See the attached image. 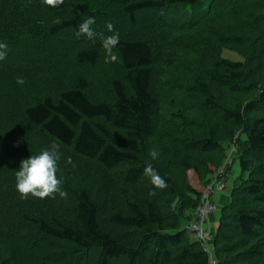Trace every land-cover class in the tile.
I'll return each instance as SVG.
<instances>
[{
  "label": "trees",
  "instance_id": "trees-1",
  "mask_svg": "<svg viewBox=\"0 0 264 264\" xmlns=\"http://www.w3.org/2000/svg\"><path fill=\"white\" fill-rule=\"evenodd\" d=\"M236 2L252 10L246 15ZM223 6L230 11L221 13ZM171 8L180 13L181 25L175 24L174 31L185 32L182 37L193 44L188 52L194 59L176 60L192 66L168 59L170 49L157 45L148 25L141 35L115 30L119 59L103 72L106 98L95 100L100 86L94 96L89 92L95 82L101 84L99 77L76 69L92 68L105 53L100 28H106L111 10L118 9L135 27L139 13ZM252 12L259 15L253 17ZM91 16L97 37L80 36L84 45L75 47L72 41L60 52L64 57L53 56L51 42L67 31L76 36L78 26ZM249 16L259 24L253 31L252 71L246 62L214 53L197 60L198 50L206 45L216 50L242 45L244 35L235 31L234 22ZM0 43L7 45L6 58L0 60V264H76L79 254L89 255L92 264H208L207 255L197 242H189L185 230L194 220L201 192L187 183L182 191L176 189L167 165L151 161L146 150L157 132L162 86L178 82L184 96L197 97L204 109L218 112L231 125L226 140L233 139L235 129L244 137L237 144V161L240 178L249 175L220 209L213 242L216 264H264V118L250 117L257 106L264 107V0H64L59 7L43 0H0ZM18 78L24 83L17 84ZM258 83H263L258 97L239 106L235 98ZM218 141L213 126L206 138L184 142L188 150L210 154L219 149ZM52 144L61 153L57 176L68 195L22 199L15 188L21 160ZM68 158L72 164L66 163ZM148 164L166 187L154 186L144 175ZM178 165L197 172L183 158ZM117 167L124 170L114 180L110 174ZM162 196L180 200L178 222L172 218L168 223L161 213ZM256 239L259 243L250 242ZM58 244L61 253L54 251Z\"/></svg>",
  "mask_w": 264,
  "mask_h": 264
},
{
  "label": "rangeland",
  "instance_id": "rangeland-1",
  "mask_svg": "<svg viewBox=\"0 0 264 264\" xmlns=\"http://www.w3.org/2000/svg\"><path fill=\"white\" fill-rule=\"evenodd\" d=\"M238 5V11H244L247 13L252 10L249 9L250 7L247 4H240L239 2H236L235 7ZM221 13L225 10L226 12H229V7L223 6ZM152 11V10H151ZM235 11V9L233 10ZM111 18L109 20V23L114 25V31L118 30L119 32H123L124 34H142L144 28L148 25L150 26L151 33L153 36H155V41L158 43L157 45L162 44L163 46H167V54L168 59H173L174 63L182 64L183 66L191 65L192 63H180L179 60L185 57L187 60L194 59L193 55L188 52L189 48H192L193 44L189 42L188 38L182 37V35H185V32L180 31H174L175 24L181 25L180 20H178V15L174 13V10L169 9H162L159 11H152L150 13H147L148 11H144L138 14L137 16V25L135 27H130L126 21L125 17L121 15V12L118 9H112L111 10ZM144 13H147L148 17L144 19L143 15ZM243 13V12H242ZM251 15L253 17H256L259 15V12H252ZM210 17H214V15H211ZM224 16L219 15L217 18H220L221 21H224L225 19L222 18ZM247 18L246 20L242 19V22H234V28L235 31L239 34H243L245 40L244 43L240 46H221L217 50L215 49L216 46L212 44L206 45L200 50H198V53L196 54L197 60H206L209 58L211 54H215L216 56L231 60V61H241L246 62L248 71H252L253 69V59H254V53L253 50L256 44L255 39V31L256 29H259L258 23L251 22L252 17ZM226 18V17H225ZM245 18V17H244ZM148 19V20H147ZM227 19V18H226ZM241 23L242 25H245L244 28H240L241 26L237 25ZM106 24V25H107ZM258 24V26H257ZM226 25V24H225ZM103 26L100 28V32L102 34L109 35V31ZM253 30H250V29ZM247 30V31H246ZM180 36V37H179ZM208 38V37H207ZM254 39V40H253ZM80 40V42H77ZM72 41L76 42L78 45H75V47H79L84 45V38L83 37H76L72 31H67L63 33L59 39H56V41H52L49 50L51 51V54L55 57L59 53L61 54L62 51H66L72 46ZM71 44V45H70ZM212 46V47H211ZM183 49V50H173V49ZM77 49V48H76ZM166 49V47H164ZM215 49L216 51H214ZM61 52V53H60ZM192 52V51H191ZM63 55V54H61ZM205 55V56H204ZM54 57V58H55ZM64 57V55L62 56ZM108 63L105 62V53L101 54L98 58V61L96 62L95 66L92 68L83 67L76 69V72H83L84 75L87 76H98L99 80L101 81V84L98 85L96 82L94 83V88H92L89 92L90 95L94 96L95 90L97 89V86L102 87L104 83H106V80H102L103 78V72H106V65ZM113 74V71H111ZM111 76V75H110ZM183 79H186L185 77H189L188 75H182ZM102 78V79H101ZM60 82V81H59ZM178 82V81H177ZM179 84H166L162 86L161 89V98L162 100V107H161V114L157 118L156 126H157V132L155 137H153L150 142L147 145V154L151 161H158L161 163H157L158 165L164 164L167 165L169 168L170 176L173 179L172 181L175 183V188L182 191L184 186L187 184L195 189L198 192L203 191L205 186H203V183L206 179H219V177L223 178L226 182V190L221 194L219 200L217 201V213L216 215L212 216L210 219V230L212 231V246L214 245V232L217 227V221L220 214V209H222L223 206L227 205L229 203V193L232 189L238 188L242 185V182L244 179L248 177L249 174H243L242 179L240 178V170H239V163L237 161L238 153L237 150V144L238 142H242L244 140L243 135L241 134V130L235 129L234 131V137L233 139L226 140V133L227 130L231 127L230 124L227 122H224L219 115L218 112L212 110V109H204L202 106L201 100H199L197 97H188L184 96V93L181 91L183 90ZM263 83H258L255 87H252V85H248L249 88H246L245 93L235 98L238 102L239 106L244 108L247 104L254 101L255 98L258 97L259 92H261V89ZM107 86V84H106ZM101 90V91H100ZM100 95L95 98V100H104L106 97L104 95L106 94V91L102 88L99 89ZM230 97L228 96L227 99ZM228 104V103H227ZM230 106V104H228ZM180 115L179 117L177 115ZM251 118L254 117H262L264 118V107L257 106L256 110L250 114ZM230 127L228 128V126ZM215 126L218 132V143H219V149L215 153L210 154H203L195 150H188L185 145V140L188 138L193 139H204L208 135L209 128ZM232 129V128H231ZM156 148L159 152V157L156 160H152L149 153L153 148ZM183 158L185 161H187L192 166L196 167L197 172L193 171H183L178 165L179 159ZM124 168L117 167L113 172H111L110 176L114 180L120 179V176L123 172ZM187 183V184H186ZM160 200V207H161V213L163 216L168 218V223L172 221V218L175 219L178 218L176 216V213L178 209H180V200L174 198V196L168 197V196H162L159 197ZM195 218V216H194ZM171 219V220H170ZM178 222V221H176ZM264 237V235L262 236ZM190 238V237H189ZM194 240L192 238L189 239V242H193ZM250 242L253 243H259V240H250ZM263 246L260 251L264 249V243L261 245ZM214 249V247H213ZM56 253H61L63 251V246L61 245H55ZM69 255V254H68ZM77 255V253H75ZM91 256H93V253H91ZM78 260L76 261V264H92V259L88 255L85 254H79ZM110 264H119V263H110Z\"/></svg>",
  "mask_w": 264,
  "mask_h": 264
},
{
  "label": "clouds",
  "instance_id": "clouds-1",
  "mask_svg": "<svg viewBox=\"0 0 264 264\" xmlns=\"http://www.w3.org/2000/svg\"><path fill=\"white\" fill-rule=\"evenodd\" d=\"M43 3L52 7H59L64 3V0H43ZM95 17L91 16L83 21L78 26L76 36L86 37L88 40H93L97 37V32L92 28L95 24ZM112 35H101L102 47L105 51V62H117L119 57L114 52L120 42L118 32H114V25L109 23L106 25ZM7 55L6 43H0V60H4ZM24 79L18 78L17 84H23ZM152 160L159 157L158 150L154 147L150 153ZM61 159L59 147L52 144L50 147L42 149L39 154L31 155L28 158L22 159L18 170L15 172V188L22 199H28L29 196L37 199L56 198L57 194L64 198L68 195L62 188V180L57 176L59 171L58 162ZM66 163L72 164L71 158H68ZM144 175L148 176L151 183L159 188L166 187L164 179L153 169L151 164L144 168Z\"/></svg>",
  "mask_w": 264,
  "mask_h": 264
},
{
  "label": "built area",
  "instance_id": "built-area-1",
  "mask_svg": "<svg viewBox=\"0 0 264 264\" xmlns=\"http://www.w3.org/2000/svg\"><path fill=\"white\" fill-rule=\"evenodd\" d=\"M226 190V182L223 178L211 180L203 189L198 205L194 210V220L185 226L186 232L194 242H197L202 251L208 257V264H216L212 246V231L210 219L217 213V205L213 196Z\"/></svg>",
  "mask_w": 264,
  "mask_h": 264
},
{
  "label": "crops",
  "instance_id": "crops-1",
  "mask_svg": "<svg viewBox=\"0 0 264 264\" xmlns=\"http://www.w3.org/2000/svg\"><path fill=\"white\" fill-rule=\"evenodd\" d=\"M221 194H222V193H218V194H216L215 196H213L212 199H213V201H214L215 203H217V201L219 200Z\"/></svg>",
  "mask_w": 264,
  "mask_h": 264
}]
</instances>
